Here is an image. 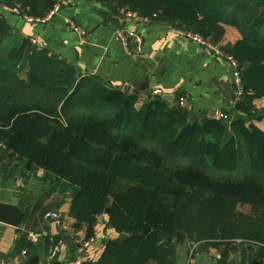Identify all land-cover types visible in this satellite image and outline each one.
<instances>
[{"label": "trees", "instance_id": "trees-1", "mask_svg": "<svg viewBox=\"0 0 264 264\" xmlns=\"http://www.w3.org/2000/svg\"><path fill=\"white\" fill-rule=\"evenodd\" d=\"M14 1L37 17L58 2L0 4ZM105 1L216 44L232 29L237 38L222 48L240 67L233 109L249 116L196 119L162 97L136 107V94L32 45L0 15V158L30 161L29 172H45L49 191H69V215L87 235L110 208L106 225L118 235L89 264H176L178 231L203 251L215 249L213 264L264 260V130L257 125L264 108L254 104L264 97V20L250 35L240 30L245 14L264 11V0ZM245 204L250 211H239ZM30 247L23 234L15 253Z\"/></svg>", "mask_w": 264, "mask_h": 264}, {"label": "crops", "instance_id": "crops-1", "mask_svg": "<svg viewBox=\"0 0 264 264\" xmlns=\"http://www.w3.org/2000/svg\"><path fill=\"white\" fill-rule=\"evenodd\" d=\"M57 3L58 12L45 23L28 22L3 4H0V15L19 35L30 40L36 38L37 46L60 55L80 72L99 75L112 85L136 94V107L149 100L152 89L160 88L164 94L174 97L172 106L179 107L178 98L185 97L184 107L196 119L209 117L212 110L216 117L218 113H234L233 106L238 98L234 97L229 63L182 38L177 26L154 20L144 22L139 14L128 16V11L116 10L105 0H58ZM71 22L86 30L83 40L69 28ZM117 26L142 33V55L124 53L113 32ZM236 38V33L226 28L219 44L227 47ZM145 77L150 79L147 88L136 90ZM254 104L259 109L258 100ZM257 125L264 130L263 122ZM25 165L0 158V202L15 205L24 214L35 200L39 203L28 222L21 220L17 228L2 225L0 264H27L33 255L39 257V264H70L69 260L75 256L76 239L86 234L87 227L76 223L69 215L70 192L49 191L45 172H29ZM51 212L58 213L59 218H45ZM107 218L106 214L94 226L96 240L85 262L96 260L106 240L117 237L118 234L106 225ZM23 234L31 247L26 254L15 253V244ZM54 236L58 237V242L47 245ZM188 250L187 239L175 243L176 264L186 263ZM218 257L217 251L203 252L196 255L195 260L197 264H213Z\"/></svg>", "mask_w": 264, "mask_h": 264}, {"label": "built area", "instance_id": "built-area-1", "mask_svg": "<svg viewBox=\"0 0 264 264\" xmlns=\"http://www.w3.org/2000/svg\"><path fill=\"white\" fill-rule=\"evenodd\" d=\"M59 10V4H55L52 9H50L46 15L43 17H37V16H30L27 14L23 15V18L31 23H45L49 21ZM134 13L131 11H128V16H133ZM155 16V14L153 15ZM140 19L144 22H149L150 17L148 16H141ZM69 28L75 31L81 40L84 39L86 35V30L79 26L76 23H70ZM114 35L119 42L121 48L123 49L124 53L129 56H140L144 53V37L140 31L137 29H129L125 26H117L114 29ZM177 33L184 39L189 40L190 42L197 45L201 50L209 52L217 59L226 60L230 67V76L231 81L234 85L236 95L242 94V88H241V79H240V67L236 59L226 52L223 51V49L216 43L210 41L209 39H206L203 37L200 33L194 32L191 30H182L179 29ZM32 45L37 44L36 38H31L30 40ZM163 91L160 88H154L150 91L149 95L150 98L155 97H162ZM178 106L184 107L186 105V99L185 97H179L178 100ZM252 113H255L252 111ZM218 119H227V115L224 113H218L217 117ZM106 216V212H102L98 215L97 221H102L103 217ZM45 218H59V214L56 212H51L45 215ZM95 236L94 235H80L77 237L75 242V256L72 258V260H69L70 264H83L85 262V258L88 255L89 248L94 244L95 242ZM195 245L189 249L187 254V261L185 264H197L195 260V254L193 253ZM27 249L22 250V254H26ZM53 254V252L51 253ZM264 264V263H263Z\"/></svg>", "mask_w": 264, "mask_h": 264}, {"label": "rangeland", "instance_id": "rangeland-1", "mask_svg": "<svg viewBox=\"0 0 264 264\" xmlns=\"http://www.w3.org/2000/svg\"><path fill=\"white\" fill-rule=\"evenodd\" d=\"M21 3H19L18 1H14L12 3H9V4H3L4 6H6L9 10H12L13 12H15V14L19 15V13H23L26 14V10L20 5ZM244 21L242 23V26H241V32L242 33H245L247 35H250L252 34V29H251V33H250V28L252 26H254V24H259V20H264V11L260 10L256 13H253V14H245L244 16ZM221 48L222 46L220 44H218ZM223 49V48H222ZM224 51V49H223ZM225 52V51H224ZM235 89V88H234ZM234 97H237L239 98L240 96L239 95H236V92H235V95ZM258 106H259V110L263 109L264 107H262L261 104H264V99H260L258 100ZM257 108V107H256ZM253 111V110H252ZM251 111V114H253ZM234 115H231L228 117L227 120H230L232 118H235V117H238V116H243V117H247L249 116V112H241V111H234L233 113ZM263 127H264V123H263ZM239 211L241 212H249L250 211V208L247 204L243 205V206H239ZM178 236V240L181 239L182 241L187 239L189 241V249L192 248L194 245V249H193V253L195 254V257L196 255L198 256L199 254L203 253V252H211V251H215V249H212V248H208V251H203V250H206L207 248H205L204 244L202 242H196L194 240V238H190V237H187L185 236V234H183L181 231H178L177 234ZM180 237V238H179ZM189 251V250H188Z\"/></svg>", "mask_w": 264, "mask_h": 264}, {"label": "water", "instance_id": "water-1", "mask_svg": "<svg viewBox=\"0 0 264 264\" xmlns=\"http://www.w3.org/2000/svg\"><path fill=\"white\" fill-rule=\"evenodd\" d=\"M149 80L150 79L148 77H145L143 82L135 87L136 90L142 91L146 89ZM162 98L168 102H172L174 99V97L170 94H163ZM209 117L212 118L216 117L215 110H212V112L209 114ZM25 168L28 171L31 169L30 161L26 162ZM105 212L106 214L110 213V208H106ZM22 214L23 213L15 205L0 202V231L4 229V226L2 225H8L13 228H17L20 225ZM126 237L127 235L125 233H121L119 235L120 239H125ZM263 263L264 260H257V259H252L249 262V264H263ZM27 264H39V257L37 255L31 256ZM83 264H89V262H84Z\"/></svg>", "mask_w": 264, "mask_h": 264}]
</instances>
